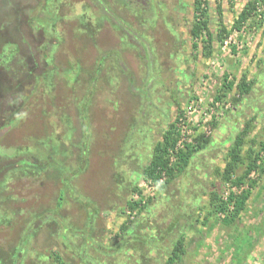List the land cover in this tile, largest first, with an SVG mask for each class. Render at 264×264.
Here are the masks:
<instances>
[{
  "label": "trees",
  "instance_id": "trees-1",
  "mask_svg": "<svg viewBox=\"0 0 264 264\" xmlns=\"http://www.w3.org/2000/svg\"><path fill=\"white\" fill-rule=\"evenodd\" d=\"M32 1L33 4L11 6L10 12L0 19V73L12 68L14 70V67L21 72L20 77L17 76L13 80L6 75H0V92L5 90L7 93H13L12 103L7 109L2 110L0 102V139L4 136V139L0 140V264H24L26 261L31 264H70L64 259V254L69 251L82 260L86 258L85 262L90 264H99L98 255L102 254L109 256L112 264H126L131 260L130 255L133 256L124 254L122 249L126 247H130L135 254L139 253L143 259L141 264H184V260L189 256L187 236L185 230L183 232L187 225L179 222L178 218L171 228L176 225L180 233L173 240L168 238L166 245L162 235L148 239L134 235L131 231L133 226L130 227L134 223L129 220L130 217L120 225L117 233L120 239L113 248L101 245L99 227L104 214L120 208L118 201L122 200L123 193L127 197L123 210H137V214L142 212L150 199L141 204V190L137 182L157 183L164 179V183L158 186V190L163 191L173 179L185 171L195 156L211 147L214 140L210 135L198 133L189 141L182 142L179 140L180 134L176 127L178 120L175 118L160 136L161 139L155 143L149 141L147 145V142L141 140L142 136L144 140V135L150 138L153 134L151 129L145 133L141 132L137 127L145 123L137 120L138 122L131 123L132 127L127 135L129 139H137L135 145L132 143L134 154L126 161L125 153L117 151V157L123 154L122 162L120 157L117 161L114 157L113 163L108 162L110 160L104 161L101 167L97 168L99 177L93 187L92 182L86 179V185H83L84 177L78 169H87L92 166L91 162L97 167V163L89 159L88 141L91 136L87 133V137L81 140H76V137L74 139L70 134L75 127L71 128L73 124L64 114L60 117L62 121L57 122L59 126H67L62 142L52 138L53 134L48 138L42 136L38 140L36 135L30 136L26 132L20 139H9V131L15 129L14 123L25 115L21 106L26 101V92L32 90L27 86L29 82L34 86V90L41 85L40 92L46 99L58 80L60 82V79L64 78L71 84L76 81L77 75L86 73L89 80L87 84L94 86L99 92L101 84L105 86L115 82L118 79L116 76L120 74L125 77V58L122 54L126 49L136 48L139 53L141 51L142 55L138 59L144 62L146 55L150 64L155 67L158 63L157 55L154 57L155 51L150 46L160 22L170 36V40H166L167 44L180 42L183 47L188 44L193 54L197 53L205 60L213 58L218 53L216 46L234 31H240L257 10L258 1H263H247L232 25L226 27L219 21L211 24L208 0H192V19L186 39L175 33L173 24L167 20L171 4L165 0H145L143 3H132L130 0ZM219 10L220 5L217 4L218 15L221 13ZM125 15L134 17L138 31L130 27L124 19ZM261 17L264 20V16ZM105 31H113V34L117 31L124 33L122 43L115 51L104 48V41L108 38V35L102 36ZM39 39L42 42L40 41L38 56L40 68L37 72L33 69L36 67L28 63V58L23 57L21 47H32L31 41ZM93 54L97 55L96 66L91 72L82 70L81 60L85 55ZM69 75L71 78H68ZM127 75L130 77L129 73ZM222 80L213 102L224 101L227 96L232 106L245 100L255 83V80H248L245 75L231 81L224 75ZM129 83L132 85L131 80ZM157 83L154 85L153 82L151 86L164 87L160 79ZM148 85L146 83L144 87L148 88ZM135 90L138 91L136 88ZM108 94L105 93L107 97L103 100H94L100 108L105 105L108 109L112 108L108 102L111 101ZM84 103L81 104L82 111ZM82 111L78 118L84 124L86 117ZM254 120L251 116L243 121L235 138L225 149L224 166L213 170L208 193L203 195L205 201L202 200L201 206L196 209L194 224L207 227L210 221L215 220L214 224L218 221L229 228L237 223L241 213L246 210L258 178L264 173V140L256 134L252 135L255 130ZM53 123V120L47 123L49 128L53 129L56 122ZM84 125L83 128L86 129L87 126ZM208 125L212 130L217 128L218 122L214 115L210 123L202 126ZM107 132L104 133L107 135ZM122 142L118 143L119 149L125 145L126 140L123 144ZM103 150L110 152L105 148ZM69 154H75L78 163H71L72 156H68ZM126 164L129 168L139 167L130 171ZM121 165L126 166L125 169ZM255 172L258 177L251 178V174ZM66 205L73 207L78 213L65 215ZM48 225L53 227V234L50 235L53 240L48 244L49 248L37 249L33 244L35 236ZM45 228L43 229L46 230ZM58 240L64 247L60 252L55 249Z\"/></svg>",
  "mask_w": 264,
  "mask_h": 264
},
{
  "label": "rangeland",
  "instance_id": "rangeland-1",
  "mask_svg": "<svg viewBox=\"0 0 264 264\" xmlns=\"http://www.w3.org/2000/svg\"><path fill=\"white\" fill-rule=\"evenodd\" d=\"M130 1L132 3L134 1L143 3L145 0ZM165 1L171 4L170 10H168L167 13V20H169L171 25L173 24L174 32L179 33L183 39H186L189 24L192 19V0ZM243 1L244 0H208V7L210 8L209 21L212 25L219 21L226 27H230L239 11L245 5L246 1L244 3ZM262 1L263 2L258 1V9L261 11L253 13L250 19L241 27L243 32L232 33L234 37L231 40L227 39L225 46L223 42L218 44L216 46L218 53L213 58L205 60L197 53L193 54L188 44H186L185 47H183L180 42H176L174 45L167 44L166 40H170V36L160 24L161 20L159 19L158 21L160 23L157 24L158 32L153 34V41L150 46L155 51L154 57L157 55L158 57L156 56V60L160 61L156 63L155 67L150 64L149 57L146 55H144V62L138 59V57L142 55V52L140 51L139 53L136 48L133 50L126 49L122 54L125 58L124 67L131 73L130 80L132 85L128 82L129 80L127 81L126 78H123L120 74L116 76L118 79L115 80V82L105 86L101 84L98 92V89H95L94 86H89V83L87 84L89 80L85 75L86 73H81L77 75L76 81L71 84L64 78L60 79V82L58 80V82H56L57 84H54V88L51 90L48 98L45 99L40 92L41 85L38 87L39 89L36 88V90H34V86L31 82L28 83L27 86L31 87L32 90L28 93L24 91L27 94L26 101L24 105L21 106L25 115L14 123L16 124V128H12L11 131H9V133L11 132L9 139H20V136L24 137L23 135H25L26 132L30 136L36 135L38 140L42 136L48 138L50 134H53L51 136L52 138H56L62 142L65 134L64 131L67 126H59L57 122L62 121H60V117L61 114H64L65 117L69 118L70 123L73 124L71 128L73 129L75 127L76 129H73L72 134H70L74 139L76 137V140L77 138L81 140L83 137H87V133L91 136V139L88 141L90 143L89 159L93 161V163H97V167L91 162L92 166H88L87 169L86 167L84 170H81L79 167L78 169L82 172L84 177L83 185H86V179L92 182V186L95 187L96 178L99 177L97 168L101 167L104 161L110 160L108 162L113 163L114 157L116 161L118 160L117 158L120 157L121 159L119 160L122 162L123 154L117 157V151L125 153L127 156L126 161L134 154L135 150L132 151V149L137 139L127 138V135L130 133L129 130H131L132 127L131 123L140 120V122L142 121L145 123L137 127L141 132L145 133L148 132L149 129H154L157 132L156 134H158L159 125L166 123L168 120L166 117H162V114L160 115L161 118L159 123L151 121V109L148 107L149 102H152V106L161 107L162 102L168 101L169 95L167 93L173 92L180 83H184L183 76L188 77L194 75L196 78L193 88L191 89V97L188 98L186 95L185 98L187 101L183 104L182 109H179L177 113L169 109L171 113L169 115V123L174 122L175 118L177 120L181 119V121L185 120L184 124L179 121L176 122V127L180 134L179 140L182 142L189 141L198 133L203 132L206 133V135H210L214 142L205 152L198 154L197 157L195 156L185 171L173 179L163 191L158 190V186L164 183V179L157 183H141L138 181L137 184L141 190V204L146 203L147 199H150L147 207L142 210V212L138 214L137 210L134 212H125L123 206L127 197L124 195L125 193H123L121 197L122 200L118 201L120 208L104 214L102 224L100 227L98 226L101 228V245L108 246L109 248H113L117 245L120 239L117 235L119 227L128 217H130L129 220L134 223L130 226H133L131 231L134 235L142 236L146 239L162 235L164 237L163 242L166 245V243L169 242L168 238L173 240L178 233H180V229L176 225V227L174 226L171 228L178 218L179 222L187 225V227H184L183 232L185 230L187 236L189 256L184 260V264H264V173L258 178L256 188L251 193L246 210L241 213L234 226L228 228L218 221L214 224L213 221L215 220L210 221L211 223H209L207 227H200L193 223L196 209L198 206H201L202 200L205 201V199H203L204 193H208L209 182L212 178L211 174L215 168H222L224 166L223 157L225 149H227L229 143L235 138L236 133L241 128L242 122L253 116L255 118V130L252 135L256 134L264 140V64L257 65L255 73L249 76L252 77L254 75L252 80H255V83L252 91L245 100L232 106L226 96L224 99L225 102H219L223 110L222 113L220 109H216L214 114H211L210 111V106L214 103L213 98L217 94L223 81V76L227 75L228 81H231L235 77L227 68L223 67L221 60L229 55L232 59L244 55V52L248 48L247 45L251 42L250 39L253 38V35L263 25L264 20H262L263 18L261 15L264 16V0ZM33 3L32 0H0V19H3L6 13L10 12L9 9L11 6L17 4L23 6ZM217 4L220 5V15H218L219 13L216 11ZM124 19L127 20L132 29L138 31V26L134 17L125 15ZM107 35L108 38L106 37L104 41V48L115 51V49L121 45L124 33L122 31H117L116 34H113V31H105L102 33L103 37ZM148 36L151 37L152 35L148 34ZM7 40L10 39L7 38ZM37 41L32 40V47L24 45L21 47V50L23 57L26 56L28 58V63L32 67H36L33 69L39 72L38 56L42 40L39 39ZM189 51L190 55L193 56V62L189 64L185 61L180 62L179 56L182 55L185 57L189 55ZM169 53L171 54L170 56ZM173 54L178 55L172 57ZM194 56L198 57L194 58ZM96 57L97 55L95 54L92 56L85 55V58L81 60L80 66L82 70L91 72L90 70L96 66ZM11 65L12 67L14 66L13 64ZM16 68L17 67H14V70L13 68L7 71L2 70L3 73H0V75H6L12 80L13 78H17V76L19 78L21 72ZM157 74L158 76H162L161 78L165 80L166 86H168L167 89H165V86L163 88L161 87V89L159 86H151L153 82L154 85L158 84L157 80L159 78ZM68 78H71V76L69 75ZM146 83L149 84L148 88L144 87ZM135 88L138 89V91H136ZM147 90L151 98L142 96V93L147 92ZM21 91H23V89ZM38 91L40 93H38ZM107 92L109 93L108 98L111 100L108 102H110L112 108L108 109L106 105V107L102 106L100 108V105L96 101L106 98L107 96L105 93ZM16 93L14 94L18 95ZM12 94L13 93L5 92V90L2 93L0 92L2 110H4V108L7 109L9 104L12 103ZM198 100H201V102H198L199 107H197L193 114H188L189 108L194 107ZM83 102H85L83 105L84 111L81 110V104ZM228 104L230 108H228ZM226 106L227 108L224 109ZM80 111H82L86 117V121L84 122L87 126L86 129L83 128L84 124L81 123L78 118L80 117ZM142 111L143 114L141 115ZM213 115L218 122L217 128L212 130L209 125L203 127L202 125L210 123ZM49 119H51L50 121H54L53 124L56 122L53 129L49 128L47 124L50 122ZM104 132H107V135ZM1 139L3 140L4 136L1 137ZM158 139L159 136L154 137L151 135L150 138H147L144 135V140L143 136L141 140L147 142L148 145L149 141L155 143ZM124 140H126L125 145H122L119 149L118 143L124 142ZM147 145H145V147L148 148ZM103 148L110 152H105ZM70 155L72 156L71 159L69 158L70 162L73 164L78 163L75 159V154H69L68 156ZM261 158H263V154ZM121 166L125 169L127 164L126 166ZM136 167L138 168L139 166H130V168H128L130 171H133L137 169ZM250 177L257 178L258 173H252ZM101 195L102 193H100V198L102 197ZM64 213L65 215L67 214V216H72L76 215L78 212L73 207L66 205ZM182 219H185V221ZM138 221H140L139 225L137 224ZM43 228L38 231L35 236L33 244L37 249L49 248L48 244L53 240V236H50L53 234V227L48 225V227L44 226ZM8 245H10V243H8ZM55 247L59 252L63 251L61 249H64L59 240ZM79 251L84 252L83 250ZM122 251L126 256L130 254L133 255H130L129 258L131 260L128 258L130 262L126 264L142 263L143 259L138 255L139 253L135 254L130 247H126L122 249ZM64 255V259H67L70 264H90L85 262L86 258L82 260L78 258V255L72 254L70 251L66 252ZM98 256L99 264H112L109 256L103 254ZM36 263L38 264V262ZM24 264L31 263L30 261H26ZM95 264L98 263L96 262ZM155 264L161 263L157 262Z\"/></svg>",
  "mask_w": 264,
  "mask_h": 264
},
{
  "label": "flooded vegetation",
  "instance_id": "flooded-vegetation-1",
  "mask_svg": "<svg viewBox=\"0 0 264 264\" xmlns=\"http://www.w3.org/2000/svg\"><path fill=\"white\" fill-rule=\"evenodd\" d=\"M187 49V48H186ZM188 50V49H187ZM171 54L169 53V56ZM178 55V54H176ZM175 54L172 55L173 56H176ZM158 57V56H157ZM166 57V56H165ZM178 57V56H177ZM176 57V58H177ZM179 61L180 62H186V63H191L193 62V56L190 55V51H189V55H186L185 57H183L182 55L179 56ZM158 63L160 62L159 60L157 61ZM125 72L128 74H130L131 76V73L127 70V68H125ZM125 73V78L126 80H130L131 78L128 77V75ZM183 76V75H182ZM188 76V75H187ZM162 76H159L158 78L160 79L161 81V84H163L165 86V89L168 88V86H166V83H165V80L161 78ZM183 79H184V85L182 83H180V85L178 86L180 88L177 87L176 90H174L173 92H170V93H167V91L165 90V92L169 95L168 97V101L167 102H162V106L161 107H155V106H152V102H149V106L150 109H151V121H154V123H159L160 121V118L162 115V117H166L168 120L166 121V123L164 124H160L159 125V133L156 134L157 132L154 130V129H151V133L153 134L154 137H158L160 138V136H162V134L164 133L165 129L167 128L168 125H170V121H169V115L171 114L170 113V110L172 109L173 111H177L180 109H182V106L183 104L187 101V99L185 98L186 95L188 96V98H190L191 96V89L193 88V85L195 83V76L194 75H190L188 77L186 76H183ZM170 80V79H169ZM129 82V81H128ZM181 82V81H180ZM179 84V83H178ZM183 86V87H182ZM161 89V87H160ZM186 89V91H185ZM185 92V93H184ZM147 94H142L143 97H147L149 98L150 97V94H148V90L146 92ZM184 94V95H183ZM151 98V97H150ZM158 102V101H157ZM160 102V101H159ZM170 109V110H169ZM143 114V111L141 112V115ZM176 117V116H175ZM161 139V138H160Z\"/></svg>",
  "mask_w": 264,
  "mask_h": 264
},
{
  "label": "crops",
  "instance_id": "crops-1",
  "mask_svg": "<svg viewBox=\"0 0 264 264\" xmlns=\"http://www.w3.org/2000/svg\"><path fill=\"white\" fill-rule=\"evenodd\" d=\"M245 1L247 2L250 0H244L243 3ZM263 31H264V23L259 28V30L253 35V38L250 39L251 42L249 43V45H247L248 48L244 52V55H241V57H236L233 59L229 55L227 57H224L223 60H221V64L223 65V67L227 68V70H229V72H231L233 76H235L234 79L235 78L239 79L240 77L245 75L248 78V80H252L254 75L252 77L249 76L255 73L257 65L264 64Z\"/></svg>",
  "mask_w": 264,
  "mask_h": 264
},
{
  "label": "built area",
  "instance_id": "built-area-1",
  "mask_svg": "<svg viewBox=\"0 0 264 264\" xmlns=\"http://www.w3.org/2000/svg\"><path fill=\"white\" fill-rule=\"evenodd\" d=\"M260 11H261V10H259V9L257 8V10H256L255 12H260ZM236 32L240 33V32H242V30H240V31H234L233 34H235ZM233 34L230 35L227 39H228V40H231V39L234 37ZM227 39H225V40L223 41L224 46H225L226 43H227ZM212 64H213V62H212ZM198 102H201V100H198L194 107H190V108H189L190 110H189L188 114H190V113L193 114V113L196 111L197 107H199ZM227 106H228V108H230V107H229V104H228ZM227 106L224 107V109H226ZM216 109H217V110L220 109L221 113L223 112L222 108L220 107L219 102L213 103V104L210 106L211 114H214V112L216 111ZM221 113H220V114H221ZM183 117L186 118L185 116H183ZM178 121L181 122V123H183V124L185 123V120H184V121H183V120L181 121V119H178ZM198 126H199V124H198ZM160 181H161V180H160Z\"/></svg>",
  "mask_w": 264,
  "mask_h": 264
}]
</instances>
